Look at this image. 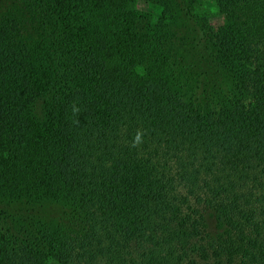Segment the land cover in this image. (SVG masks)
Here are the masks:
<instances>
[{"label": "trees", "instance_id": "1", "mask_svg": "<svg viewBox=\"0 0 264 264\" xmlns=\"http://www.w3.org/2000/svg\"><path fill=\"white\" fill-rule=\"evenodd\" d=\"M148 1L0 0V264H264V0Z\"/></svg>", "mask_w": 264, "mask_h": 264}, {"label": "rangeland", "instance_id": "2", "mask_svg": "<svg viewBox=\"0 0 264 264\" xmlns=\"http://www.w3.org/2000/svg\"><path fill=\"white\" fill-rule=\"evenodd\" d=\"M215 1L216 0H199V8L201 11L207 12L210 21L213 24L219 25L224 22V16L218 11ZM136 5L139 9L153 14L156 19L159 18L161 14V9L158 6L150 3L148 0H137ZM179 25L181 26L180 23ZM211 225L210 227L213 228L215 226V222H212ZM47 264H59V260L58 258H52L50 261H48Z\"/></svg>", "mask_w": 264, "mask_h": 264}]
</instances>
